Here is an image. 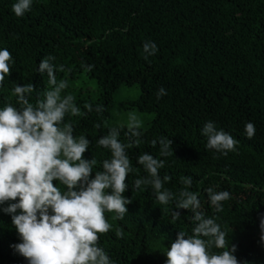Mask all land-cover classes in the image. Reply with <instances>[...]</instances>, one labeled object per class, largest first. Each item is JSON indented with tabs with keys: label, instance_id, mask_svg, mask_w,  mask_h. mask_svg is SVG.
Returning <instances> with one entry per match:
<instances>
[{
	"label": "trees",
	"instance_id": "trees-1",
	"mask_svg": "<svg viewBox=\"0 0 264 264\" xmlns=\"http://www.w3.org/2000/svg\"><path fill=\"white\" fill-rule=\"evenodd\" d=\"M14 3L0 0V50L7 48L13 58L11 74L0 88V109L20 107L13 94L17 85H35L32 104L43 99L50 85L38 66L42 58L54 56V64L64 67L57 80L68 84L62 96L71 94L81 109L80 116L67 115L65 122L73 124L75 136L91 142L84 158L97 161L90 178L111 159V152L97 144L101 136L116 127L120 141L130 142L127 127L108 125L122 86L138 84L141 96L130 107L156 115L148 129H140L142 143L127 149L135 169L123 194L132 200L128 213L123 220L105 213L112 227L98 246L114 264H166L178 232L193 235L190 210H179L180 218L173 219V202L161 205L149 185L133 188L135 179L148 175L136 162L144 153L165 160L160 176L171 177L164 187L174 194L184 188L182 177H192L189 191L198 193L201 211L236 246L239 264H264V0H33L23 17L13 13ZM147 40L158 51L146 61ZM83 73L98 84L96 100L70 87ZM160 87L167 95L157 99ZM86 104L93 109L102 105L105 111L89 113ZM208 121L238 141L235 152L224 156L206 147L201 132ZM248 122L256 129L252 139L245 132ZM160 137L172 141L174 155L161 157L159 143L152 146ZM209 187L230 193L219 213L208 200ZM18 243L11 216L0 211V264H28L11 247Z\"/></svg>",
	"mask_w": 264,
	"mask_h": 264
},
{
	"label": "clouds",
	"instance_id": "clouds-1",
	"mask_svg": "<svg viewBox=\"0 0 264 264\" xmlns=\"http://www.w3.org/2000/svg\"><path fill=\"white\" fill-rule=\"evenodd\" d=\"M32 5L33 0H16L12 11L17 17H23ZM157 51L153 41L143 43L146 61ZM55 59L48 55L38 66L40 73L47 74L50 85L43 99L32 104L29 97L36 90L35 85H17L13 94L20 107L7 104L0 109V206L8 205L0 211L11 216L21 240L11 247L28 264H114L98 246L99 238L112 227L105 213H115V218L123 220L128 213L127 205L132 203L123 195L128 190V175L135 171L127 149L142 143L141 123L135 116L130 118L126 133L129 143L120 141V129L116 127L98 139L97 144L111 152V159L104 160L103 170L90 178L97 161L84 158L91 142L83 135L75 136L73 124L65 122L67 115L80 116L81 109L71 94L62 96L68 84L65 80L58 82L57 72H63L64 67H57ZM12 63L11 52L7 48L0 50V88L11 74ZM91 67L88 66L89 71ZM156 95L160 99L167 91L160 87ZM85 108L89 113L105 111L99 104L95 109L91 104ZM95 127L100 129L101 124ZM255 131L253 123H246L248 139L254 137ZM201 135L207 138L206 147L221 155L237 150L238 141L229 133L217 130L212 121L205 123ZM157 143L161 157L174 155L168 137L151 141L153 147ZM136 162L148 175L135 179L134 189L149 185L161 205L173 202V219L180 218L179 210L192 213L193 235L186 238L185 232H178L166 252V264H239L234 255L236 246L229 245L226 233L216 220L201 211L198 193L189 191L193 183L191 176L181 178L184 188L174 194L164 187L171 177L160 176L164 159L144 153ZM54 181L66 190H61ZM206 191L217 213L223 210L222 202L231 198L228 191L217 192L211 187ZM260 230V240L264 242V218L260 220ZM116 235L121 237L122 231L117 229ZM213 247L224 250L213 253Z\"/></svg>",
	"mask_w": 264,
	"mask_h": 264
},
{
	"label": "rangeland",
	"instance_id": "rangeland-1",
	"mask_svg": "<svg viewBox=\"0 0 264 264\" xmlns=\"http://www.w3.org/2000/svg\"><path fill=\"white\" fill-rule=\"evenodd\" d=\"M70 87L75 90L85 91L93 100L99 97V88L96 80L90 78L86 73L80 75L76 81L71 82ZM140 96L141 88L138 84L122 86L115 94L112 117L108 121V125L127 127L130 118L135 116L141 123L140 129H148L155 120L156 115L153 113L141 112L137 108L130 107V103L137 101Z\"/></svg>",
	"mask_w": 264,
	"mask_h": 264
}]
</instances>
